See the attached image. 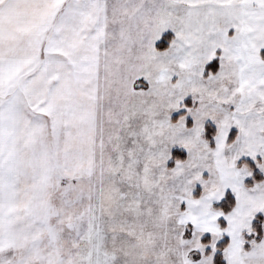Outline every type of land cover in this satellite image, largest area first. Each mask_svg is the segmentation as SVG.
Here are the masks:
<instances>
[{
  "label": "snow or ice",
  "instance_id": "obj_1",
  "mask_svg": "<svg viewBox=\"0 0 264 264\" xmlns=\"http://www.w3.org/2000/svg\"><path fill=\"white\" fill-rule=\"evenodd\" d=\"M0 264H264V0H0Z\"/></svg>",
  "mask_w": 264,
  "mask_h": 264
}]
</instances>
